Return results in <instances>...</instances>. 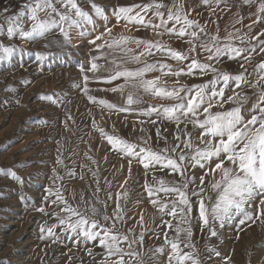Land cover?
<instances>
[{
    "label": "snow or ice",
    "instance_id": "obj_1",
    "mask_svg": "<svg viewBox=\"0 0 264 264\" xmlns=\"http://www.w3.org/2000/svg\"><path fill=\"white\" fill-rule=\"evenodd\" d=\"M200 3L210 10V16L216 14L213 3L217 8L223 5V11H230L227 0H200ZM243 4L251 5L252 0H243ZM90 8L94 16L104 22L102 31H97V19L82 9L77 0H26L15 12H10L7 6L0 7V28L6 26L9 40L17 36L29 42L44 39L46 48L55 43L61 51L72 44L74 29L81 39L91 37L87 41L90 46L88 66L83 62L78 65L83 86L76 87L90 101L109 112L135 111L140 117H148L147 122L153 126L163 122L175 123L177 131L173 141L169 142L166 136H162L161 127H156L157 142L163 139L165 143L161 149L149 144L150 136L129 142L116 135H108L102 127L98 128L101 137H105L112 149L128 161L130 175L134 161L143 166L144 191L165 229L163 244L145 249V235L153 231L155 225L147 227L143 215L137 221L139 234L135 228L121 232L116 227L125 218L120 199L121 196L125 200L128 198L127 179L121 185L122 191L115 194V209L110 216L106 212L107 200H113V194L109 192L107 200L100 201L98 194L102 189L97 173L90 168L96 184L95 192L91 196L81 192L75 207L65 199L60 188L55 193L50 188L46 190L45 201L55 195L51 203L63 205L60 213L51 215L58 217L61 226L66 225L64 233L77 246L81 239L85 242L98 240L104 249L101 264H161L160 254L165 252L164 264H205L193 242L194 228L199 227L201 232L216 237L217 226L222 228L225 224L235 223L237 239L240 233L257 223L264 230V60L256 63L252 72H248L246 67L252 64L255 55H264V28L253 32L257 25L264 24V0H258L254 11L250 12L251 22L244 26L247 31L235 27V24L242 23L243 17L236 20L234 16V23L230 26L232 30L226 26L223 35L218 20H211L217 25L215 33H212L206 26L207 21L201 25L198 19L191 18L196 8L186 9L185 0H171L170 3L167 0H148L112 8L116 25L123 22L126 28L131 25L137 31L151 30L158 37L155 40L116 34L113 30L116 25L108 26L110 17L105 8L94 0H90ZM25 25L30 27L26 29ZM57 30L60 38L48 40L47 37ZM166 35L186 43V51L177 50L165 42L163 37ZM17 51L29 54L13 44L0 43V61L8 60ZM201 53L205 54L203 61ZM154 55L163 59L151 60ZM35 56L38 61L46 58V54L39 51ZM223 58L238 62L241 71L231 74L218 68L216 65ZM100 60L104 62L100 63ZM169 60L174 63H169ZM154 72L160 75L146 78L147 74ZM209 73L211 78L202 83L189 85L180 82L182 77L203 80ZM172 77L175 79L169 86L168 79ZM91 81L106 85L98 90L110 91L121 98L126 96L124 103L118 105L106 99L97 101L90 94ZM21 83L29 81L22 80ZM245 88L252 90L250 95L244 91ZM226 89L232 94L228 95ZM144 95H151L162 102L133 108L142 104ZM40 98L53 104L58 102L52 95ZM153 115L155 120L151 119ZM67 119H72L70 114ZM139 123L145 121L140 120ZM189 125L198 135L193 136ZM93 126L96 127L95 119ZM85 155L96 163L90 155ZM56 162L63 164L61 155L58 154ZM12 167L0 168V171L22 184L21 177ZM53 173L54 182L62 179L56 169ZM149 174L151 180L148 179ZM158 174L161 176L159 179ZM169 176L173 178L167 179ZM73 200H76L75 194ZM36 210L45 212L43 207ZM110 220L111 225L108 223ZM54 227L42 225L40 239L53 237ZM156 238L160 239L159 233ZM60 239L56 237V240ZM206 251L210 254L209 261L213 252L220 256L215 248ZM88 254H92V249H88ZM72 259L69 253V264ZM224 260L231 264L229 256Z\"/></svg>",
    "mask_w": 264,
    "mask_h": 264
},
{
    "label": "rangeland",
    "instance_id": "obj_2",
    "mask_svg": "<svg viewBox=\"0 0 264 264\" xmlns=\"http://www.w3.org/2000/svg\"><path fill=\"white\" fill-rule=\"evenodd\" d=\"M94 2L105 8L110 17L108 26L112 27L116 25L112 8L118 5L146 3L148 0H94ZM167 2L170 3L171 0ZM257 2L258 0H252L251 5H245L243 0H227L230 11H223V5L217 8L213 3L212 7L216 9L215 16H210V10L201 5L200 0H185V8L195 7L196 11L191 13V18L198 19L201 25H205L207 21L206 26L212 33H215L217 25L211 20H218L219 29L223 35L226 26L232 30L230 26L234 23V16L236 20L243 17L242 23L235 24V27L247 31L244 26L251 22L249 14L254 11ZM77 3L94 16L90 8V0H77ZM57 7H60L59 3ZM94 18L99 25L97 31H102L104 22L95 16ZM28 27L30 25H25L26 29ZM87 27L91 29V25ZM261 28H264V24L257 25L253 32H258ZM113 30L116 34L124 33L152 40L158 38L151 30L137 31L131 25L126 28L123 22L116 25ZM71 37L72 44L65 46L61 51L55 43L46 48L44 39L29 42L17 36L9 40L6 37V26L0 28V43L13 44L18 49H24L29 53L23 54L17 51L8 60L0 61V168L7 169L14 166L12 170L23 181L21 184L0 171V264H69V253L73 257L71 264H101L104 259V249L99 246L98 240L85 242L81 239L79 246L74 244L63 231L66 225L61 226L58 217L51 215L53 212L60 213L63 205L51 203L55 195L48 201L44 199L47 189L50 188L55 193L56 189L60 188L65 199L75 207L81 192L86 196H91L95 192L96 184L92 171L97 173L96 178L102 189L98 194L100 201H106L109 192L113 194V200H107L106 212L110 216L115 209V194L122 191L121 185L127 179L128 198L125 200L121 196L120 199L125 218L118 222L116 227L121 232L135 228L139 234L140 228L137 227V221L143 215L144 224L147 227L153 228L155 225L154 230L145 235V249L163 244L165 229L161 226L160 215L149 203L147 193L144 191L143 166H138L134 161L130 175L128 161L117 150L112 149L105 137H101L98 128L102 127L108 135H116L129 142H138L141 136H150L149 144L153 148L162 149L165 143L163 139L157 142L156 127H161L162 136H166L168 141L172 142L177 131L176 125L163 122L153 126L147 122L148 117H140L135 111L109 112L98 103L90 101L76 85L83 86L78 65L83 62L88 66L90 46L87 41L91 37L81 39L75 29L72 30ZM54 38H60L58 30L47 37L50 41ZM163 40L177 50L186 51L187 49V44L177 41L175 37L166 35ZM36 51L45 53V60L38 61L35 56ZM94 54L98 55V53ZM204 58L205 54L201 53L200 59L203 61ZM150 59L163 58L154 55ZM260 60H264V55H255L252 64L246 65L248 72H252L253 66ZM168 62L174 63L170 60ZM216 66L231 74L241 71L238 62H229L226 58H223L222 62ZM155 75L160 73H149L146 78ZM210 78L209 73L203 80L182 77L180 82L191 85L202 83ZM174 79L175 77L168 79L169 86ZM22 80L29 83L23 84ZM105 87L106 85L102 82L91 81L90 94L95 96L97 101L106 99L118 105L124 103L126 96L121 98L110 91L98 90ZM244 91L250 95L252 90L245 88ZM226 92L228 95L232 94L231 90L226 89ZM42 95H52L58 102L53 104L51 101L41 99ZM161 102L156 97L144 95L142 104L132 107H147ZM69 114L72 117L71 120L67 119ZM93 119L96 121V127L93 126ZM151 119L155 120L156 116L153 115ZM140 120H144L145 123H139ZM66 124L67 127H65ZM180 127L183 129V124ZM189 130L192 131L193 136L198 135L191 125ZM85 153L90 155L96 163L88 160ZM58 154L61 155L63 164H57ZM82 165L84 167H81ZM89 168L92 171H89ZM53 169H56V173L62 177L61 180L53 181L55 175ZM69 172L74 175L69 176ZM196 174L200 173L197 171ZM81 176L84 178L81 179ZM157 178H161L160 174ZM148 179L151 180V174ZM41 207L45 209V212L36 210ZM166 219L170 218L166 217ZM108 223L111 225V220ZM42 225L48 227L55 225L53 228L55 235L40 239ZM46 231L47 229L45 235ZM237 232L235 223L225 224L222 228L217 226L216 237H210L207 232H201L199 227L194 228L193 242L205 264H226L225 256L230 257L231 264H264V230L259 223L240 233L239 239H237ZM157 233L160 239L156 238ZM56 237L62 239L56 240ZM89 248L92 249L91 255L88 254ZM210 248H215L220 256L217 257L213 252L209 261L210 254L206 249ZM160 259L161 264H164L166 252L160 254Z\"/></svg>",
    "mask_w": 264,
    "mask_h": 264
},
{
    "label": "trees",
    "instance_id": "obj_3",
    "mask_svg": "<svg viewBox=\"0 0 264 264\" xmlns=\"http://www.w3.org/2000/svg\"><path fill=\"white\" fill-rule=\"evenodd\" d=\"M26 0H0V7L7 6L10 12L19 9Z\"/></svg>",
    "mask_w": 264,
    "mask_h": 264
}]
</instances>
